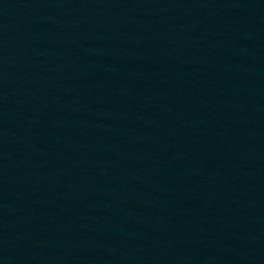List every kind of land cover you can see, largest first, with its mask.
Returning a JSON list of instances; mask_svg holds the SVG:
<instances>
[{
	"label": "water",
	"instance_id": "obj_1",
	"mask_svg": "<svg viewBox=\"0 0 264 264\" xmlns=\"http://www.w3.org/2000/svg\"><path fill=\"white\" fill-rule=\"evenodd\" d=\"M0 264H264V0H0Z\"/></svg>",
	"mask_w": 264,
	"mask_h": 264
}]
</instances>
